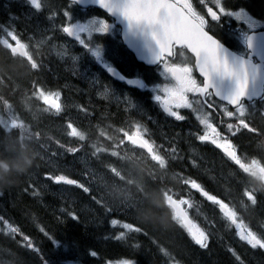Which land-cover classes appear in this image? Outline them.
<instances>
[{
	"label": "trees",
	"instance_id": "trees-1",
	"mask_svg": "<svg viewBox=\"0 0 264 264\" xmlns=\"http://www.w3.org/2000/svg\"><path fill=\"white\" fill-rule=\"evenodd\" d=\"M0 59H7L12 65V69L8 73L0 72V81L5 85L2 86L0 83V118L2 117L6 123L4 129L0 128V213L11 224L22 227H20V233L14 235L0 222V264H42L40 261L43 257L51 259L56 256H63L66 260H75L76 264H103L114 258L128 259L137 264H172L178 261L183 264H264V260H261L264 258V249L256 248V255L249 254L239 244H236V247L227 244V249H225L224 245L220 244L223 239L220 227L212 229L213 233L210 236L212 252L209 255L204 253L203 258L200 254L195 256L196 258L182 257L184 253L187 254V242L180 235V239L178 238L180 243L177 248L168 237V234H172L170 231L174 233V238L178 236L174 230L170 229L173 227L171 223L175 220L170 206L166 205V194L170 191H177L178 185L175 182L161 183L156 180L152 177L154 174L149 168H145L130 157H124L120 149L114 145L115 143L108 140L105 135L108 132L106 129L114 126V119L122 117L99 115L100 118L96 119L99 127L92 129L85 124L86 121H91L89 119L91 117L87 115L89 118L86 116L82 125L78 123L73 125L85 134V140L80 141L78 137L69 135L70 129L66 123L67 115H62V112L43 115L40 113L43 109L41 104L34 103L32 99L27 102L22 99V95L27 96L29 92L27 89L18 88L17 86H22V84L15 83V78L25 80L28 69L23 64H15L16 62H13L10 57L6 58L1 50ZM2 64V69L9 68L6 62ZM51 85L61 86V78L58 77L57 82L51 83ZM53 88L54 90L59 89V87ZM5 95L8 98L5 99L3 97ZM74 100L78 101V99ZM10 110L20 111L21 115H8ZM11 117L17 122L15 127L6 121ZM85 125L87 127H83ZM44 138L51 140L54 145L60 148L66 143L72 142L71 146H74L78 151L87 150L95 157L94 159L98 160L101 167L112 170L110 172H113V175H122L124 178L140 175H143L144 178L149 177L148 180H138L136 189H142L143 184L147 182V188H151L149 191L154 194V197L144 200L141 206L142 210H133L132 214L126 217L113 210L107 212L106 208L109 207L103 204L95 191L81 180L79 166L55 167L49 165L27 143V140L33 142ZM111 150H114L115 155H112ZM200 153L203 156L208 155L204 149H200ZM118 155L120 156L118 157ZM110 158H116L117 163L112 164ZM217 162L214 164H218L219 174L227 172V168H231L230 165L222 167L220 159ZM4 165L7 166L4 167ZM196 165L194 163V166ZM172 169L176 170L174 167ZM201 169L207 171L203 166ZM210 174L201 175L205 178L199 182L202 188L210 191L209 187H211L219 193H224V201L231 208L235 207L246 212L245 207L250 208L255 225L259 229L258 233L264 234V193H260L261 197L256 198L255 203L248 202V199L242 194L249 187H259V185L247 182L245 178H241L244 180L242 182L241 180L237 182L228 180L226 177L222 178H225L224 182H208L206 178L209 176L219 180L218 174H216L217 176L212 172ZM54 175H66L75 179L88 187L89 192L85 193L82 188L75 185L55 183L47 178ZM183 176L188 177L192 174L183 173ZM181 190L178 187V191ZM34 191L38 195H34ZM158 191L162 192V195L158 196ZM234 192H236L235 195H233ZM197 195L206 206L217 207V204L210 202L199 191ZM69 212H74L78 219L73 220L68 215ZM113 218H120L121 222L126 220L133 223L141 227L147 235H144L143 232L126 233L125 240H117L114 237L122 229L119 226L113 228L110 225V220ZM41 228H44L49 236L54 237L55 242L45 236ZM25 235L31 237V242L35 245L33 249L26 245ZM183 245L185 246L182 247ZM161 249L166 250L168 254L166 255L165 251ZM91 252H96L97 255L93 256L90 254ZM183 258H188L186 259L188 263ZM61 264L67 263L61 262Z\"/></svg>",
	"mask_w": 264,
	"mask_h": 264
},
{
	"label": "flooded vegetation",
	"instance_id": "flooded-vegetation-1",
	"mask_svg": "<svg viewBox=\"0 0 264 264\" xmlns=\"http://www.w3.org/2000/svg\"><path fill=\"white\" fill-rule=\"evenodd\" d=\"M263 1L264 0H224L225 6L229 9V12L218 20L213 28V31L215 33V37L226 46L230 47L242 56L250 58L254 63L259 65L262 64L264 67V60L260 59L252 49L258 48L260 45H264V40L256 39L252 44L249 43V37L251 35H258L261 32L264 33ZM7 2L19 4L20 7L18 9H15L13 5L7 7ZM7 2L4 1L3 3H0V17H4L7 20H15L16 22H18L19 17L21 20L25 18L29 20L28 23L23 22L22 26L21 23L19 24L18 22L17 29H15V32L21 36L22 42L29 45V52L31 53L33 60L39 65L36 69H33L32 67L28 69L30 77H33L28 82L29 85H31L35 90L38 87L43 88L46 92H50L52 86L51 83L57 82L58 77H60L61 87L63 88L67 104L69 105L73 99L79 100L80 104L76 109V115H112L113 113L114 115H112V117L114 118H117V115L118 117L121 116L123 119L114 120L119 121L125 119L123 126L125 127V133H128L129 135L134 134L137 130V125H139L142 138L149 140L150 143H153L155 149H158V151L156 150L157 155L150 154L149 151L143 147L131 143L126 136H124L122 142L127 143L125 145L127 146V152H129L128 154L130 156L134 155V160L139 162L141 165L154 167L153 162L159 161L158 156H162L164 152H167L165 146L167 145V147H169L171 145L170 147L177 148L178 150L176 149L175 152H178H176V157H174L176 161L173 158H169V162L177 166L179 171L185 172L191 170V163L196 159L200 165L207 167V169L214 175L218 174L219 180L215 179L216 181L224 182L225 178L222 179L223 177L232 178L229 172H222L219 174L216 166L213 165V162H217V158L220 157L223 161H227L229 163H232L233 160L237 161V157L239 155L237 152L238 149L236 148V153L233 155V159H230L226 156L222 149L214 152L212 150L214 149L213 145L210 141L202 142L199 140L198 137L203 135L205 132V127L200 123L199 118L204 116L208 117L209 122L217 128L222 137L229 138L234 145L236 142L237 144L241 143L242 147H244L246 151H250L251 149L258 151L260 149L258 138L260 128L259 117H243L242 119L246 123L238 125L240 127V131L233 136L228 131L227 125L229 123L236 124L238 121L235 116L231 117L232 119L229 120V117L223 110L225 107L232 111H234V109L232 106L227 105L225 101H221L217 97L209 96L205 99V97L198 94L187 93V98L190 102H192L193 107L173 108L174 111L184 116L185 119L177 120L175 117L168 115V113L164 111L163 106L157 97H162L164 95L161 90L164 85L172 87L175 85V81L172 79L170 74L165 72L163 65H161L160 62L155 65H148L139 61L134 56L130 48L122 41L120 26L115 23L113 18L105 15L98 8L79 7L81 13L68 10L71 11L69 12L70 21L78 16L76 23H71L73 26L77 27V35L67 36L66 34H63V37L59 38V42L57 41L54 43L53 30L57 31V25L51 21L49 13L52 12L51 8L55 6L54 14L57 16L61 14L60 19L62 23H64V8L59 9V7L64 4V1L62 2L60 0V3L59 0H56L57 5H55L56 2L54 0H43L44 6L40 10L33 7L30 1H25L23 4H21V1ZM188 2L192 5L196 12L204 15L205 19L208 21L211 20L210 16L207 15L208 7H212L213 11H218L213 0H206L205 6H201L200 0H188ZM73 13L77 16L72 15ZM104 23H107L108 25L107 31H99ZM52 24L54 27H52ZM39 27L44 29L42 34L45 38L50 35V43L39 41L40 31L36 29ZM45 27L47 29H45ZM136 37H140V35H137ZM81 41H83V43ZM10 42L12 41L10 40ZM0 50L6 58L8 56L13 62H16L15 64H31L27 58L12 56L9 50L4 49L3 46H0ZM55 56L59 59L60 66L54 62ZM40 58H42V60ZM0 60L2 63L6 62L9 67L7 70L3 69V71H10L12 69V65H10L7 59ZM164 62L170 66L190 68L191 76L198 84L202 83L204 79L196 66L194 57L182 45L175 44L172 55L166 56V58H164ZM64 65L67 70L64 69ZM70 70L74 72L71 73ZM30 72H32V75ZM68 73L71 74L67 75ZM121 76L134 81L129 84L127 81L123 80ZM108 77H110V80ZM107 91L110 94L106 98L104 97V94ZM132 93L134 94L133 96L131 95ZM90 95L92 97H90ZM119 95L123 98L119 97ZM95 100L98 103H96ZM129 100H132L131 104L133 102L134 104L131 105ZM87 101H89V103ZM116 101H122L119 103L120 106L116 105L118 104ZM123 101H125V103ZM255 101L256 100H244V104H254ZM209 104L212 106L209 107ZM126 106L129 107V110H126ZM150 106L153 108L150 109ZM99 107L101 109H99ZM119 107L121 109H119ZM97 109H99V111H97ZM124 110L126 112H124ZM104 111H106V113ZM252 115L259 114L254 113ZM129 127L133 128L128 129ZM149 129L152 131L149 132ZM154 135L157 139H154ZM164 140L168 141L166 142L167 144ZM156 145L158 146L157 148ZM200 145H206L208 148H211L208 150V155L203 156V154L200 153ZM159 150H161V152ZM178 159L179 161H177ZM241 167L243 168L244 166L241 165ZM174 172L182 179L180 172ZM197 177L198 176H193V179ZM211 178L212 177H208L206 179L207 181H213ZM155 179L157 180L156 177ZM204 179L205 178L203 177L200 178V180ZM144 180H148V178L145 177ZM146 183L147 182L144 184L146 185ZM126 185L133 186L131 183H126ZM154 187L157 188V186ZM150 189L151 188L146 187L144 191L141 189L135 190V193L141 199H147L151 197V195L152 197L154 195L153 193H150ZM142 193H145L146 195L144 194V196ZM157 194L160 196L162 195V192L158 191ZM190 196H195V194L190 193Z\"/></svg>",
	"mask_w": 264,
	"mask_h": 264
},
{
	"label": "snow or ice",
	"instance_id": "snow-or-ice-1",
	"mask_svg": "<svg viewBox=\"0 0 264 264\" xmlns=\"http://www.w3.org/2000/svg\"><path fill=\"white\" fill-rule=\"evenodd\" d=\"M30 2L37 10H40L44 6L43 0H30ZM75 2L76 0H69V5ZM99 2L111 10V5L107 3V0H99ZM213 2L218 11H213L212 7H208L207 15L210 16V21L206 20L204 15L196 12L188 0H126L122 6V12L130 23L142 22L153 29V38L156 40L159 48L157 59L161 65H163L165 72L170 74L175 81V85L172 87L164 85L161 89L164 95L162 97H157V99L160 100L164 111L168 113V115L175 117L177 120H183L185 117L174 111L173 108L193 107L192 102L187 98V93L198 94L205 97V99L209 96L217 97L221 101L227 102V105L232 106L234 109V111H232L225 107L223 111L228 117L235 116L238 121L236 124L229 123L227 125L228 131L235 136L236 133L240 131L238 125L246 123L242 118L252 115V112H250L244 104L248 87L247 71L241 70L240 72H234L227 63L222 62L219 58V44L215 39L213 28L222 16L228 14L229 9L225 6L224 0H213ZM205 3L206 0H200L201 6H205ZM67 8L68 5L63 9L64 23L62 25V31L67 36H74L77 35L78 29L71 24ZM107 28V23H104L99 31H107ZM6 36L7 38L0 37V46L9 50L10 54L14 57L19 56L27 58L31 62L33 69L39 67L29 52V45L22 42L21 36L17 34V32L10 31ZM77 38L79 39L78 36ZM10 40L12 42H10ZM81 42L83 43V41ZM174 44L186 45L195 55L196 66L204 78L202 83L198 84L197 81L192 78L190 68L170 66L164 62L165 54L171 52V48ZM213 73L234 76L237 82L234 94L221 96L219 93L214 92L212 87H210V77ZM33 94L36 99L42 100L45 105H48L49 108L54 109L57 113L61 111V104L59 103L60 94L58 92H46L43 88H38ZM129 103L131 104L130 100ZM211 106L212 105L209 104V107ZM45 111H48V109L46 108ZM8 119L11 120V125L15 127L17 124L16 120L12 117ZM199 119L200 123L205 127V132L203 135H200L198 139L202 142L210 141L216 148L222 149L228 158L233 159V155L236 153V146L231 140L227 137H222L217 128L209 122L207 116L200 117ZM3 123H5V120L0 119V124ZM67 127L70 129L69 135L78 137L81 141L85 140V134L78 131L73 124L69 123ZM125 136L131 143L143 147L149 151L150 154L157 155L153 143L142 138L139 125H137V130L134 134L129 135L128 133H125ZM69 151L74 152L78 151V149H69ZM113 155H115V153H113ZM158 159L161 167L165 166L166 160L164 157L159 155ZM233 162L237 161L233 160ZM47 178L53 180L55 183L75 185L82 188L85 193L89 192L88 187H85L79 181L66 175H54L48 176ZM185 183L187 184L189 181H185ZM190 184L191 188L200 191L201 194L213 204L223 203V201H220V199L205 191L195 180L190 181ZM33 194L38 195L35 191ZM168 200L169 206L173 208L174 220L187 230L196 245L200 248H207L208 234L194 226L189 220L187 213L183 211L181 207L184 204H188L189 201L184 199L177 200L172 196L168 197ZM97 202L99 203V201ZM219 210L226 220L236 226V235L241 241L246 242L252 248L259 247L264 249V234L258 235L257 232L246 227L243 221L238 220L236 213L228 208L227 205L223 208L219 207ZM106 211L111 212L112 209L106 208ZM68 215L73 220L78 219V216L74 212H69ZM0 222H2L4 227L12 233H17L19 231L18 228L12 226L9 221L2 216H0ZM110 225L113 228L119 226L122 229V231L114 237L117 240H125L126 233L143 232L144 235H147L141 227L127 221L121 222V220L117 218L111 219ZM41 231L44 232L45 236H48L49 239H53V242H55L54 237L49 236V233L45 231L44 228H41ZM24 240L28 241L29 247H32L29 237L24 236ZM161 250L165 251L166 255L168 254L166 250ZM229 251L232 250L229 249ZM90 254L93 256L97 255L96 252H91ZM237 259L239 258L237 257ZM43 264H46L45 260L43 261ZM120 264H132V261L126 259L121 261Z\"/></svg>",
	"mask_w": 264,
	"mask_h": 264
},
{
	"label": "rangeland",
	"instance_id": "rangeland-1",
	"mask_svg": "<svg viewBox=\"0 0 264 264\" xmlns=\"http://www.w3.org/2000/svg\"><path fill=\"white\" fill-rule=\"evenodd\" d=\"M6 1H9V0H6ZM1 2H4V1L2 0V1H0V3ZM60 16H61V14H60ZM21 21H22L21 24L23 22H25V23L29 22V20L27 18H25ZM52 27H54L53 24H52ZM5 28H6L7 32L15 31V29L17 28V23H15L12 20V21L5 24ZM36 29L40 31V39H39L40 42H49V43L51 42L49 39L50 35L47 38H45L43 36L42 32L44 31V29H42L40 27L36 28ZM45 29H47V28L45 27ZM53 31H54V39H59V38L63 37L62 33L55 32L56 30H53ZM54 62L57 63L58 66H60L59 59L56 56H55ZM1 65H3V64H2V61L0 60V71L4 72ZM14 73L16 75H18L15 71H14ZM26 74H27V76L25 77V80H22L20 78H15V82L17 84H22V86H18V87H26V86L28 87V84H29L28 82L32 78L29 79L30 75H29L28 71L26 72ZM0 83L2 86H5L2 81H0ZM3 88L6 89L7 87H3ZM109 94L110 93L107 91L104 94V96L107 97ZM76 114H77V110L73 109V108L68 113V115H75L77 117V119L81 120V122L87 116V115H76ZM69 118L72 119V116H69ZM260 122L264 123V116L261 117ZM9 123H11V121H9ZM87 123L91 124L89 121H87ZM5 127H6V123L0 124L1 129H4ZM132 128L133 127H129L128 129H132ZM28 143H29V145L32 146L35 153L43 161H45L49 165L51 164V165H54L55 167H59L62 165L66 166V163H69V160L66 158V156L62 152V149L60 147L54 145L53 143H51L49 140L39 139L36 142L28 141ZM124 144H127V143H124ZM72 162H74L75 164H77L80 167L79 172H80V175H82V179L84 181H87V183H89L90 185H92L93 189L100 193L101 200L104 203L108 204L110 207L116 209V211L119 214L127 216L128 214L131 215L133 210H135L136 208H137V210H142L141 206L143 205L144 199H141L140 197L137 196V194L135 193V190H137L135 186L126 185L123 182H121L117 177H115L113 174H111L107 171L101 170L100 168H98V165L94 162V160L92 158H90L89 155H87V154H73ZM156 162H158V161H155L154 163H156ZM253 163L254 162L251 159L248 162H246V164L248 166H251ZM257 165H258V162H257ZM169 173H170L169 170L166 171V175H169ZM136 178H137V180H142V179H144V176L140 175V176H137ZM226 179L233 181L232 178H226ZM170 196H171V194L169 193L167 195V197H170ZM184 200L189 201L188 204H184L185 208H183L181 206L183 211H185L187 213V216H188L190 214V211H191V210H189V204H190L191 200H190V198H186ZM220 207L221 208L223 207L222 204L220 205ZM126 213H128V214H126ZM194 220H195V222H197L199 224V229L205 231L207 234L212 233V231L210 229L206 230V228L202 225L201 221H198L196 219H194ZM221 221L223 222V221H225V219H222V217H221ZM170 229L173 230L174 227H170ZM235 229H236V227H235ZM174 231L178 237L174 238L175 235L172 231H170L172 234H168V237L170 238L171 242L173 241L172 244L174 243V245L178 248V243H180V240H178V238L180 239L181 233L179 235V232L177 229ZM236 231L234 232L232 230H229L228 227L224 228L222 231V236H223L224 241L226 243L232 244L235 247H236V244H239L238 240H240L239 237L236 235ZM186 242H187V246H186L187 247V254H185L183 252L184 255L182 257L190 256L191 258H196L195 256H198L200 254L201 258H203V254H204L203 248L196 246V244H194L192 242H189V241H186ZM184 246L185 245H183L182 247H184ZM246 246L249 249H246L245 251H247L249 254H255V255L257 254V253L253 252V250L251 249L252 247L250 245L246 244ZM225 249H227V247H225ZM186 259H188V258H186ZM121 261H123V260H115V261L109 262V264H120ZM51 263L53 264L52 261H51ZM68 264H76V263H72L71 261H69Z\"/></svg>",
	"mask_w": 264,
	"mask_h": 264
},
{
	"label": "water",
	"instance_id": "water-1",
	"mask_svg": "<svg viewBox=\"0 0 264 264\" xmlns=\"http://www.w3.org/2000/svg\"><path fill=\"white\" fill-rule=\"evenodd\" d=\"M125 2H126V0H107V3L109 5H111V10H109V8L102 5L99 2V0H76V3L81 5V6H98L101 9H103L104 11H106L109 14H111L112 16H114L117 19V23H119L121 26H123V37H124V40L126 41V43L129 44L130 38H128L127 36H131V33L128 35V32L130 31V25L136 24V22L130 23L128 21V19L123 15L122 6ZM140 24L143 26L147 25V24L142 23V22ZM145 32H148L146 34V36H149V37L152 36L153 37V34H152L153 30L148 29ZM216 40L219 44L218 55H219V58L221 59V61L227 63V65H228L230 63V60H232L234 62L233 66L237 67L242 62V60L236 56L237 54H235V52H233L232 50L227 48L225 45H223L218 39H216ZM133 50H134L136 56L138 57V59H140V60H142L148 64H155L156 62H158V59H157V56L159 53L158 46L149 45V46H146V48L143 50L140 47H133ZM171 52H172V48H171ZM171 52L166 53V54H171ZM261 52H263V51H261ZM247 68H248V71L254 70V71H256L257 74H259V78L257 80L259 81L258 83L261 86H263L264 74L259 73L256 70L253 63L250 61L246 62L243 65L241 70L247 71ZM252 71H249V73L251 74ZM219 75H220L219 73H213L210 77V81L213 79L215 82L219 83V81L221 80L222 74H221V76H219ZM247 75H248V73H247ZM234 79L236 80L235 77H234ZM218 86L222 90V94H224V95L229 94L224 85L220 84ZM262 89H263V87H262Z\"/></svg>",
	"mask_w": 264,
	"mask_h": 264
},
{
	"label": "bare ground",
	"instance_id": "bare-ground-1",
	"mask_svg": "<svg viewBox=\"0 0 264 264\" xmlns=\"http://www.w3.org/2000/svg\"><path fill=\"white\" fill-rule=\"evenodd\" d=\"M16 1V0H15ZM55 2H56V0H54ZM62 1V0H61ZM7 2V1H6ZM13 2V1H12ZM54 2V3H55ZM58 2V1H57ZM57 2H56V4L55 5H57ZM59 2H60V0H59ZM63 2V1H62ZM1 3H3V2H1ZM8 3V2H7ZM54 3H52V4H54ZM61 3V2H60ZM59 3V4H60ZM7 5V4H6ZM57 8V7H56ZM65 8V7H64ZM5 9V8H4ZM8 9V8H7ZM6 9V10H7ZM67 10H70V9H68L67 8ZM68 12H71V11H68ZM78 17V16H77ZM84 17V16H83ZM20 18V17H19ZM16 19V18H15ZM21 19V18H20ZM74 19H76V18H74ZM17 20V19H16ZM80 20V19H79ZM22 22V21H21ZM18 23V22H17ZM20 24V23H19ZM23 24H21V26H22ZM16 27V26H15ZM17 29V28H16ZM111 41H113V40H111ZM111 41H109V42H111ZM115 43V42H114ZM106 47V46H105ZM102 52V51H101ZM103 53V52H102ZM101 54V53H100ZM44 57V56H43ZM90 58V57H89ZM41 60H42V58H40ZM39 61V60H38ZM65 64V63H64ZM23 66H25L27 69H28V66L27 65H25V64H23ZM65 66V65H64ZM51 67V66H50ZM63 67V66H62ZM75 68V67H74ZM62 69V68H61ZM64 69H66V66H65V68ZM67 70V69H66ZM30 71V70H29ZM50 71H51V69H50ZM63 71V70H62ZM65 71V70H64ZM71 71V73L72 72H74V71H72V70H70ZM4 72H7L8 73V71H4ZM42 72H44V71H42ZM42 72H41V74H42ZM69 72V71H68ZM29 73V72H28ZM31 73V75H32V72H30ZM48 73V72H47ZM71 73H68L67 75H69V74H71ZM65 74V73H64ZM100 74V73H99ZM43 75V74H42ZM74 75H76V74H74ZM78 75V74H77ZM101 76V75H100ZM70 77V76H69ZM33 78V77H32ZM101 79V78H100ZM103 81V80H102ZM82 88V87H81ZM37 89H38V87H37ZM102 89V88H101ZM78 90V89H77ZM80 91V90H79ZM125 91H127V90H125ZM133 91V90H132ZM97 92V91H96ZM103 92V91H102ZM129 92V91H128ZM80 93V92H79ZM91 93V92H90ZM77 94V93H76ZM83 94V93H82ZM81 94V95H82ZM93 94V93H92ZM122 94V93H121ZM102 95V94H101ZM116 95V94H115ZM132 96L134 95L133 93L131 94ZM83 96V95H82ZM85 96H86V93H85ZM94 96V95H93ZM95 96H97V95H95ZM100 96V95H99ZM131 96V97H132ZM81 97V96H80ZM90 97H92L91 95H90ZM105 97V96H104ZM119 97H121V98H123L121 95H119ZM126 97V96H125ZM66 98V97H65ZM84 98V97H83ZM107 98V97H106ZM116 98V97H115ZM130 98V97H129ZM128 98V99H129ZM92 99V98H91ZM100 99V98H99ZM97 100V99H96ZM96 100H95V102H96ZM106 100V99H105ZM110 100V99H109ZM93 101V100H92ZM100 101V100H99ZM132 101V100H131ZM88 103H89V101H87ZM112 102H115V101H112ZM118 104H116V105H119V103H121L122 101H120V102H118V101H116ZM124 103H125V101H123ZM136 102V101H135ZM139 102H140V100H139ZM150 102V101H149ZM86 103V102H85ZM87 103V104H88ZM91 103V102H90ZM96 103H98V102H96ZM110 103V102H109ZM127 103H128V101H127ZM94 104V103H93ZM129 104V103H128ZM134 104V102L131 104V105H133ZM136 104V103H135ZM140 104V103H139ZM149 104H151V103H149ZM99 105V104H98ZM104 105V104H103ZM102 105V106H103ZM105 105H106V103H105ZM125 105V104H124ZM130 105V106H131ZM88 106V105H87ZM91 106V105H90ZM101 106V105H100ZM120 106V105H119ZM148 106V105H147ZM146 106V107H147ZM94 107V106H93ZM96 107H97V105H96ZM104 107V106H103ZM106 107V106H105ZM111 107V106H110ZM116 107V106H115ZM136 107V106H135ZM138 107V106H137ZM87 108V107H86ZM98 108V107H97ZM131 108V107H130ZM148 108V107H147ZM151 108H153L152 106H150V109ZM99 109H101L100 107H99ZM99 109H97V111H99ZM110 109V108H109ZM119 109H121L120 107H119ZM123 109H125V108H123ZM137 109V108H136ZM93 110V109H92ZM103 110V109H102ZM105 110V109H104ZM118 110V109H117ZM126 110H129V107L128 106H126ZM143 110H145V109H143ZM142 110V111H143ZM86 111H87V109H86ZM107 111V110H106ZM106 111H104L105 113H106ZM110 111V110H109ZM113 111H116V110H113ZM121 111V110H120ZM131 111V110H130ZM134 111V110H133ZM137 111V110H136ZM108 112V111H107ZM112 112V111H111ZM119 112V111H118ZM124 112H126L125 110H124ZM129 112V111H128ZM104 113V114H105ZM123 114V113H122ZM112 115H114L113 113H112ZM117 115V114H116ZM123 115H125V114H123ZM131 115H133V114H131ZM91 118L93 117V116H95L96 118H94V119H99L100 117H99V115H89ZM106 116V115H105ZM129 116H130V114H129ZM99 117V118H98ZM103 117V116H102ZM117 117H118V115H117ZM125 117V116H124ZM119 118V117H118ZM121 118V117H120ZM123 119V118H122ZM125 120V119H124ZM99 121V120H98ZM91 124H88L87 123V121L85 122V124L86 125H88L89 127L92 125V120L91 121H89ZM98 123V122H97ZM57 125V124H56ZM59 125V124H58ZM61 125V124H60ZM58 127V126H57ZM157 129V128H156ZM152 131V130H151ZM158 131V130H157ZM160 131V130H159ZM155 133V132H154ZM158 134V133H157ZM160 134V133H159ZM151 135V134H150ZM149 136V135H148ZM163 137V136H162ZM180 137V136H179ZM150 138V137H149ZM157 139V137H155V135H154V139ZM165 138V137H164ZM168 138H170V137H168ZM174 138V137H173ZM152 139V138H151ZM163 139V138H162ZM171 139V138H170ZM174 139H176V138H174ZM177 139H179V138H177ZM165 140H168V139H165ZM164 140V141H165ZM172 140V139H171ZM158 142V141H157ZM166 142H168V141H165V143ZM172 142V141H171ZM176 142V141H175ZM170 143V142H169ZM179 143H181V142H179ZM158 144V143H157ZM164 144V143H163ZM167 144V143H166ZM176 144V143H175ZM172 145H174V144H172ZM177 145V144H176ZM164 146V145H163ZM162 146V147H163ZM169 146V145H168ZM171 146V145H170ZM179 146V145H178ZM158 146L156 145V148H157ZM160 147V146H159ZM166 147H167V145H166ZM164 148V147H163ZM179 148V147H178ZM101 149H102V147H101ZM167 149V148H166ZM177 149V148H176ZM107 150V149H106ZM115 150V149H114ZM113 150V151H114ZM157 151H158V149H156ZM162 150H164V149H162ZM112 151V150H111ZM113 151H112V153H113ZM121 151V150H120ZM160 152H161V150H159ZM166 151V150H165ZM102 152V151H101ZM105 152V151H104ZM107 152V151H106ZM115 152H116V150H115ZM176 152H178V151H176ZM129 153V152H128ZM111 154V153H110ZM120 154V153H119ZM178 154V153H177ZM113 155V154H112ZM111 156V155H110ZM120 155H118V157H119ZM180 156V155H179ZM176 157V156H175ZM178 157V156H177ZM114 158V157H113ZM180 158V157H179ZM116 159V158H115ZM172 159V158H171ZM119 160H120V158H119ZM176 161V160H175ZM177 161H179V159L177 160ZM123 162V161H122ZM111 165V164H110ZM5 166H7V165H4V167ZM136 177V176H135ZM246 179V178H245ZM242 181H244L243 179L241 180V182ZM254 183V182H253ZM245 184V183H244ZM257 184V183H256ZM56 187V186H55ZM52 188V187H51ZM52 189H54V188H52ZM177 189V188H176ZM59 190V189H58ZM62 190V189H61ZM56 192H58V191H56ZM66 192V191H65ZM60 193V192H59ZM54 194V193H53ZM57 194V193H56ZM143 194V193H142ZM145 194V193H144ZM143 194V195H144ZM152 194V193H151ZM146 195V194H145ZM144 195V196H145ZM151 197H152V195H151ZM154 197V196H153ZM144 200H146V199H144ZM116 210V209H115ZM262 210H263V208H262ZM93 211V210H92ZM261 211V210H260ZM264 211V210H263ZM56 212V211H55ZM258 212V211H257ZM57 213V212H56ZM130 213V212H129ZM259 213V212H258ZM51 214H53L52 212H51ZM60 214V213H59ZM126 214H128V213H126ZM256 214V213H255ZM58 215V214H57ZM129 215V214H128ZM127 215V216H128ZM259 215H260V213H259ZM259 215H258V218H259ZM54 216V215H53ZM118 216V215H117ZM262 216V215H261ZM58 217V216H57ZM60 217H62V216H60ZM119 217V216H118ZM263 217V216H262ZM64 218H65V216H64ZM58 219V218H57ZM62 219V218H61ZM66 219V218H65ZM101 219V218H100ZM117 219H120V218H117ZM260 220H261V218H259ZM258 219V220H259ZM172 220V219H171ZM59 221V220H58ZM60 221H64V220H60ZM98 221V220H97ZM124 221H126V220H123V222ZM64 222H66V221H64ZM93 222V221H92ZM60 223V222H59ZM59 225V224H58ZM57 225V226H58ZM96 225V224H95ZM60 226V225H59ZM95 227V226H94ZM60 228H62V227H60ZM214 244V243H213ZM212 247V246H211ZM228 253V252H227ZM259 256H261V255H259ZM263 256V255H262ZM46 257V256H45ZM259 258V257H258ZM244 259V258H243ZM259 260V259H258ZM257 260V261H258ZM261 260H264V258L263 259H261ZM229 261V260H228ZM260 261V260H259ZM232 263V262H231Z\"/></svg>",
	"mask_w": 264,
	"mask_h": 264
}]
</instances>
